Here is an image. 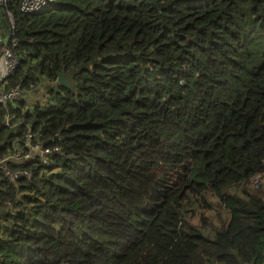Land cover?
Listing matches in <instances>:
<instances>
[{
    "label": "trees",
    "instance_id": "16d2710c",
    "mask_svg": "<svg viewBox=\"0 0 264 264\" xmlns=\"http://www.w3.org/2000/svg\"><path fill=\"white\" fill-rule=\"evenodd\" d=\"M7 9L0 159L27 130L62 153L3 179L0 264H264V0Z\"/></svg>",
    "mask_w": 264,
    "mask_h": 264
},
{
    "label": "built area",
    "instance_id": "2783aa9c",
    "mask_svg": "<svg viewBox=\"0 0 264 264\" xmlns=\"http://www.w3.org/2000/svg\"><path fill=\"white\" fill-rule=\"evenodd\" d=\"M9 0H0V8L3 10L6 26L1 28L0 22V105H5L19 99L24 90L19 84L13 87L8 86V78L14 72L18 65L15 54L17 39L15 37V27L12 14L7 9ZM55 0H17V7L20 13L30 15L36 13ZM8 120V119H7ZM8 125V121H6ZM62 153L58 145L45 147L40 141V135L27 130L19 140L15 141L14 151L0 159V187L3 179L12 183L20 180L31 182L33 180V171L22 169L28 164L49 165L55 155ZM254 188L258 183L253 181Z\"/></svg>",
    "mask_w": 264,
    "mask_h": 264
},
{
    "label": "rangeland",
    "instance_id": "374dc122",
    "mask_svg": "<svg viewBox=\"0 0 264 264\" xmlns=\"http://www.w3.org/2000/svg\"><path fill=\"white\" fill-rule=\"evenodd\" d=\"M52 86L54 85H50L48 82H41L35 89L31 91V93L29 94L30 98L24 97V99H27L28 102L32 104H45L46 99H49L48 92L52 88ZM187 168L189 169L190 166L188 165Z\"/></svg>",
    "mask_w": 264,
    "mask_h": 264
},
{
    "label": "water",
    "instance_id": "95a60500",
    "mask_svg": "<svg viewBox=\"0 0 264 264\" xmlns=\"http://www.w3.org/2000/svg\"><path fill=\"white\" fill-rule=\"evenodd\" d=\"M72 78V71L70 72H60L57 75V82L61 87H64L66 89H71L74 86V83L71 81Z\"/></svg>",
    "mask_w": 264,
    "mask_h": 264
}]
</instances>
